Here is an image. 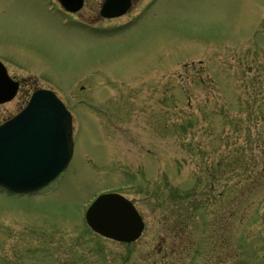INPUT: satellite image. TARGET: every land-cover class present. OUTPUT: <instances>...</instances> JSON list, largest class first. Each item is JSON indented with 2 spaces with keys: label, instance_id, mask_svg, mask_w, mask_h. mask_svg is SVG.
<instances>
[{
  "label": "rangeland",
  "instance_id": "1",
  "mask_svg": "<svg viewBox=\"0 0 264 264\" xmlns=\"http://www.w3.org/2000/svg\"><path fill=\"white\" fill-rule=\"evenodd\" d=\"M145 4L114 27L125 18L91 20L88 4L69 15L57 0H0V60L28 83L19 103L30 87L53 89L74 129L56 180L0 190V264H264V86L237 88L233 73L264 70V49L242 41L263 39L264 0L133 9ZM112 189L145 221L128 244L83 217Z\"/></svg>",
  "mask_w": 264,
  "mask_h": 264
},
{
  "label": "water",
  "instance_id": "2",
  "mask_svg": "<svg viewBox=\"0 0 264 264\" xmlns=\"http://www.w3.org/2000/svg\"><path fill=\"white\" fill-rule=\"evenodd\" d=\"M75 11L82 0H61ZM114 0H107L103 13L115 16L126 10L108 14ZM11 82L0 62V100ZM14 91L15 87L11 86ZM5 89V91H3ZM9 93V92H8ZM71 118L65 105L50 90L34 92L28 105L12 120L0 126V185L18 193L36 191L56 178L72 157ZM89 225L101 234L122 241H133L142 232L143 220L132 202L108 193L99 196L87 211Z\"/></svg>",
  "mask_w": 264,
  "mask_h": 264
},
{
  "label": "flooded vegetation",
  "instance_id": "3",
  "mask_svg": "<svg viewBox=\"0 0 264 264\" xmlns=\"http://www.w3.org/2000/svg\"><path fill=\"white\" fill-rule=\"evenodd\" d=\"M103 2H104V0H84V4H83L82 8H84V6L88 4L90 9L93 11V14L91 15V17H89V19L94 20V21L96 20L97 22L101 21L103 19V17L101 16V12H100ZM136 2H137V0H132V6L129 9V13L133 12V10H134L133 6L135 5ZM79 13H80V11H79ZM257 33L260 34L263 37V39L257 38L255 36V33H252V34H250V38L245 36V39H243L242 41H252L254 46H256L257 48L259 47L261 49H264V18L263 17H262V20H261V22L259 24V28H258ZM233 68L234 67L232 66V69ZM254 71H256V70L251 69L248 72L251 74V73H254ZM233 73L235 75H237L238 79L240 78V80H239L240 84H238L237 88H242V86H241L242 84L241 83L245 84V85H243L245 88H250L252 86H257L256 84H262L264 86V70L263 71H257L255 73V75H253L252 77H249V79H246L245 81L243 80V77L241 76L244 72L241 71L239 73V71L235 72V70H234ZM19 80H20V85H19V89H18V92L15 95V97L13 99H11L10 101H8V102L0 104V106H2L3 104L5 105L7 103H13L14 102L13 103L14 105H13V107L11 109H9V107H8V108H5L3 112L0 111V123L4 122L5 120H7V119H9L11 117H13L17 112H19L20 109H22V107L28 101L31 91H33L32 87L28 88L27 90H24L23 96H22L23 101L20 104L19 100L17 99V95L20 94V92H22L23 89H25L24 87L26 86V84L28 85V83H25V80H21V79H19ZM24 83H25V85H24ZM19 106H21V107H19ZM173 232H175V230H173ZM15 238H16V241H14L12 243L13 248H17V243H18L19 238H20L19 233L17 235H15ZM173 248H174V246H172V249ZM163 249L165 250L164 245L162 244L161 247L158 250L159 254L161 253V251L163 252ZM163 254H166V252H163ZM172 254H174V253H172ZM163 256L165 257V255H163Z\"/></svg>",
  "mask_w": 264,
  "mask_h": 264
}]
</instances>
